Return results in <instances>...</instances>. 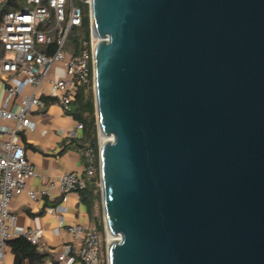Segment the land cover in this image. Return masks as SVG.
Wrapping results in <instances>:
<instances>
[{
	"label": "water",
	"instance_id": "water-1",
	"mask_svg": "<svg viewBox=\"0 0 264 264\" xmlns=\"http://www.w3.org/2000/svg\"><path fill=\"white\" fill-rule=\"evenodd\" d=\"M90 24L107 264H264V0H90Z\"/></svg>",
	"mask_w": 264,
	"mask_h": 264
},
{
	"label": "built area",
	"instance_id": "built-area-1",
	"mask_svg": "<svg viewBox=\"0 0 264 264\" xmlns=\"http://www.w3.org/2000/svg\"><path fill=\"white\" fill-rule=\"evenodd\" d=\"M81 18L82 9L74 0H24L19 8L5 11L0 18V79L5 86L0 118L14 121L11 137L0 144V264H5L2 251L17 217L11 209V199L26 192L30 199L36 200L50 196L56 189L62 201H66L70 193L86 186L96 170L97 161L99 163L94 148L83 146L80 147L82 173L68 171L46 176L37 172L23 145L17 141V132L35 129L31 113L35 107L44 106L42 97L56 100L62 111L69 113L76 88L90 80L93 82V54L99 38L91 25L89 38L82 42L79 53L66 48L68 34L80 26ZM53 64L60 66L62 74L49 78L48 85L44 86L43 81ZM26 88L28 90L24 91ZM14 96L19 97L16 112L6 108ZM81 128L82 123L76 122L75 130L80 132ZM32 177H39L46 185L41 188L28 186L27 181ZM68 231L72 242L62 246L56 259L68 264L70 255L74 254L80 264H101L98 230L74 224ZM42 234L39 228L24 232V236L37 246Z\"/></svg>",
	"mask_w": 264,
	"mask_h": 264
},
{
	"label": "crops",
	"instance_id": "crops-1",
	"mask_svg": "<svg viewBox=\"0 0 264 264\" xmlns=\"http://www.w3.org/2000/svg\"><path fill=\"white\" fill-rule=\"evenodd\" d=\"M57 70L59 68H55V72ZM61 74L60 70L58 75ZM27 90L28 88L24 91ZM4 98L5 86L0 79V106ZM44 102V106L35 107L31 113L35 129L17 132V141L23 145L27 158L41 174L54 176L68 171L82 173L80 146L73 141L80 135V132L75 130L76 120L69 113H64L56 100L48 97ZM6 108L16 112L19 108V97H12ZM13 127V120L0 118V144L11 137L10 130ZM27 185L41 188L46 182L39 177H32L28 179ZM10 206L17 216L14 226L10 228V238L24 235L25 230L30 228L42 230L41 242L37 247L45 254V258L40 264H64L56 259V255L64 244L72 242L68 231L70 225L93 226L77 192L70 193L66 201H62L61 194L56 189L50 196L36 200L30 199L26 192H22L11 199ZM2 261L5 264H12L14 261V255L8 245L2 251ZM25 264L28 262L25 261ZM68 264H80V261L77 256L71 254Z\"/></svg>",
	"mask_w": 264,
	"mask_h": 264
},
{
	"label": "trees",
	"instance_id": "trees-1",
	"mask_svg": "<svg viewBox=\"0 0 264 264\" xmlns=\"http://www.w3.org/2000/svg\"><path fill=\"white\" fill-rule=\"evenodd\" d=\"M75 3L82 9V18L80 26L75 28L76 36L73 39L74 45H67V49L72 53H79L82 48V42L88 40L90 33V12L89 4L84 0H74ZM22 5L21 0H9L5 4V0L0 3V18L1 15L8 10L19 8ZM1 54V53H0ZM92 80L85 85H80L76 88L73 100L71 102V110L69 114L76 120L82 123L80 135L73 139L80 147H93L98 159V129L95 111V97L93 91ZM44 101L48 97H42ZM80 201L85 205L91 224L98 230L100 234L104 233V223L100 215L95 214L96 204L100 201V176L99 163L97 161L96 170L93 176L88 180L86 186L78 190ZM6 245L11 249L14 255L12 264H40L45 258V254L41 253L37 245L32 244L24 235L9 238L6 240ZM54 264H59L54 262ZM101 264H106L101 260Z\"/></svg>",
	"mask_w": 264,
	"mask_h": 264
},
{
	"label": "rangeland",
	"instance_id": "rangeland-1",
	"mask_svg": "<svg viewBox=\"0 0 264 264\" xmlns=\"http://www.w3.org/2000/svg\"><path fill=\"white\" fill-rule=\"evenodd\" d=\"M22 1V4L24 3V0H21ZM85 2H87L89 4L90 0H84ZM89 1V2H88ZM89 12H90V5H89ZM90 14V13H89ZM76 36V33H75V28H73L69 34H68V37H67V40H66V45H74V42H73V39L75 38ZM67 48V46H66ZM55 68H59V70H57V72H55ZM60 70H62L60 68V66L58 64H53L49 70V72L47 73V78L43 81V85L44 86H47L48 85V79L49 78H54L55 76H57L58 74H60ZM93 88V91H94V87L92 86ZM97 140H98V147L100 146L101 144V136L97 135ZM95 214L96 215H100L101 216V219L104 223V217H103V212H102V204H101V197H100V201L96 204V207H95ZM108 234H106L105 230H104V233L103 234H100V240H101V249H100V258L101 260L105 261L106 264L108 263L107 261V244H108Z\"/></svg>",
	"mask_w": 264,
	"mask_h": 264
},
{
	"label": "bare ground",
	"instance_id": "bare-ground-1",
	"mask_svg": "<svg viewBox=\"0 0 264 264\" xmlns=\"http://www.w3.org/2000/svg\"><path fill=\"white\" fill-rule=\"evenodd\" d=\"M100 136H101V143H103L106 140H109L111 138V137L105 136V135H100ZM108 236H109V238H108L109 241L112 240V239L118 238V235H116V236L108 235Z\"/></svg>",
	"mask_w": 264,
	"mask_h": 264
}]
</instances>
